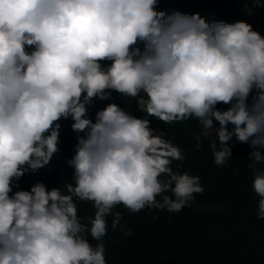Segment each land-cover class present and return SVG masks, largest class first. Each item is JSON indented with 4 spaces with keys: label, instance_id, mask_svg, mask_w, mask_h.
<instances>
[{
    "label": "clouds",
    "instance_id": "obj_1",
    "mask_svg": "<svg viewBox=\"0 0 264 264\" xmlns=\"http://www.w3.org/2000/svg\"><path fill=\"white\" fill-rule=\"evenodd\" d=\"M240 3L246 15L264 8V0ZM157 5L0 0V264H108L107 218L115 230L118 205L178 214L202 195L199 176L173 171L184 150L153 119H192L214 131L218 167L233 157L230 145H249L264 219V36L245 21L209 22ZM113 92L141 115L108 103L89 118ZM68 119L77 137L65 161L73 182L22 189V177L52 169ZM89 202L94 216L83 222L78 204Z\"/></svg>",
    "mask_w": 264,
    "mask_h": 264
},
{
    "label": "rangeland",
    "instance_id": "obj_2",
    "mask_svg": "<svg viewBox=\"0 0 264 264\" xmlns=\"http://www.w3.org/2000/svg\"><path fill=\"white\" fill-rule=\"evenodd\" d=\"M188 1L203 6L216 5L247 18L264 19V8L255 9L253 15H246L241 11L240 0ZM131 112L137 116L141 115L135 110ZM184 122L187 123L189 130L185 140L191 147L190 153L194 151L200 153V156L209 161L213 167L203 168L193 163L184 153L186 159L183 162L174 161L173 170L181 173L187 171L190 175L200 177L204 193L196 194L193 203H205L208 208L212 205L214 208L218 206L229 208L228 213L202 216L199 217L198 222L202 227L210 223L214 226L232 227L234 231H237L234 227L240 225L244 233L249 234L250 240H246L244 245L248 248L252 247L254 264H264V219H259L256 215L258 197L252 189V175L247 167L250 163L247 159L251 152L250 146V150L245 152L237 144L230 145L233 157L226 166L218 167L213 161L210 149V141L215 138L214 131L205 134L197 121L190 119ZM177 123L167 125L152 120L154 128L162 129L166 133V138L171 139L183 149L175 136ZM88 204H78L79 214L86 217L84 222H87L88 217L94 216L95 212L93 207L88 208ZM116 212L123 213V219L113 230L111 223L114 217L109 216L108 231L104 237L108 264H218L217 250L209 251L201 242L196 241L192 244L189 254L187 247L189 223H183L171 241H168L172 227L170 213L167 210L158 211L159 221L151 218L145 210L130 214L122 205L113 209V213ZM238 249L239 247L235 248V250ZM188 255L190 256L187 258Z\"/></svg>",
    "mask_w": 264,
    "mask_h": 264
},
{
    "label": "trees",
    "instance_id": "obj_3",
    "mask_svg": "<svg viewBox=\"0 0 264 264\" xmlns=\"http://www.w3.org/2000/svg\"><path fill=\"white\" fill-rule=\"evenodd\" d=\"M157 10L165 11L167 14H173L177 11L188 15L199 13L202 18H205L209 22L224 21L227 23H233L236 21H245L252 25L253 30L264 36V19L247 18L244 15L226 11L216 5H197L188 0H158ZM138 46L141 50H143L144 45L142 42ZM128 102L130 104L126 103L125 97L113 92L110 100L95 101L94 106L89 109V118L94 120L96 111L103 109L108 103H116L128 111H134L136 108L135 101L129 100ZM218 107L226 108L227 106L218 105ZM60 123L62 125L60 131L61 143L59 145L61 151L57 157L51 161V164L53 165L52 169L50 171L41 169L34 176L28 174L22 177L19 181L22 189L29 190L32 184L37 181L45 183L49 189L53 187L63 188L65 184L73 182V169L67 166L65 161L66 159L71 158L74 154V146L77 142V137L76 133L71 129V119L62 120ZM152 127L154 128L153 125ZM188 131L187 123L185 122H181L179 124L177 123L175 125V136L177 137L179 143L183 146L184 153L188 155L193 163L203 168H212L213 166L210 165L209 161L201 157L200 153L195 151L190 153L191 147L185 140V136L188 134ZM236 144L245 152L250 150L249 145L247 144ZM49 168H51V166H49ZM89 206L91 208L92 204H88V208ZM144 210L151 218L156 217L155 221L160 220L157 210ZM228 212L229 208L227 206H218V208H214L212 205L208 208L205 206V203H191L190 206L185 207L178 214L170 213L172 230L168 241H171L173 236L179 231L181 225L186 222L189 223V235L187 238L189 254L191 253L193 247L192 244L198 241L201 242L209 251L217 250L218 264H254L255 261L252 258V247L248 248L244 245L246 240H250L249 234H245L242 227L240 228V225L239 227H234L236 228L235 230H237L234 231L232 230V227L214 226L210 223H207L202 227V225L198 222L199 217L225 214ZM80 217L84 222L86 217L84 218L83 214H81ZM89 240L93 244L96 243V241L91 239L90 235ZM237 247H239V249L235 250ZM189 256L190 255H188L187 258Z\"/></svg>",
    "mask_w": 264,
    "mask_h": 264
}]
</instances>
